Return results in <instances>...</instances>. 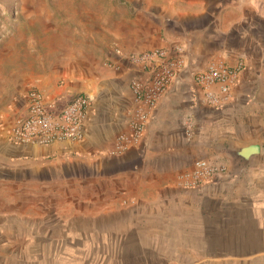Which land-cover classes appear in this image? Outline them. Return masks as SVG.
<instances>
[{
	"label": "crops",
	"instance_id": "1",
	"mask_svg": "<svg viewBox=\"0 0 264 264\" xmlns=\"http://www.w3.org/2000/svg\"><path fill=\"white\" fill-rule=\"evenodd\" d=\"M101 2V18H62V56L49 75L16 62L21 55L0 42V169L62 167L77 179L90 176L97 187H109L107 212L129 220L123 235L153 233L156 243L176 250L208 252V263L264 258V36L247 34L248 22L221 28L205 10L169 12L156 0ZM160 47L181 67L151 109L140 141L119 151L138 106L131 79L142 75L125 55ZM239 61L245 67L228 99L208 104L195 74ZM33 88L62 104L90 94L85 136L12 143L14 121ZM252 145L259 149L252 152ZM197 158L223 164L226 172L215 183L187 188L183 174Z\"/></svg>",
	"mask_w": 264,
	"mask_h": 264
},
{
	"label": "rangeland",
	"instance_id": "2",
	"mask_svg": "<svg viewBox=\"0 0 264 264\" xmlns=\"http://www.w3.org/2000/svg\"><path fill=\"white\" fill-rule=\"evenodd\" d=\"M156 1L166 3L169 12L208 11L227 30L248 22L252 31L247 34L263 39L264 0ZM100 5L101 0H0V42L21 55L16 62L49 75L62 56V18H101ZM91 181L62 173V167H2L0 259L6 264H220L208 263L204 250L156 243L153 233L123 235L129 220L107 212L109 187ZM231 264H264V258Z\"/></svg>",
	"mask_w": 264,
	"mask_h": 264
},
{
	"label": "built area",
	"instance_id": "3",
	"mask_svg": "<svg viewBox=\"0 0 264 264\" xmlns=\"http://www.w3.org/2000/svg\"><path fill=\"white\" fill-rule=\"evenodd\" d=\"M118 52L124 56L121 51ZM125 58L139 66L142 75L131 79V89L138 106L130 120V132L119 137V151L140 141L151 109L157 105L181 67L179 58L171 56L162 47L125 55ZM244 67V62L239 61L234 66L223 64L198 71L195 79L205 88V101L213 106H222ZM91 101L90 94L79 92L62 104L61 99H49L39 89L33 88L28 94L24 112L14 121L10 140L17 145H50L82 139L87 129ZM225 172V165L207 158H197L184 172L183 185L199 189L215 183Z\"/></svg>",
	"mask_w": 264,
	"mask_h": 264
},
{
	"label": "water",
	"instance_id": "4",
	"mask_svg": "<svg viewBox=\"0 0 264 264\" xmlns=\"http://www.w3.org/2000/svg\"><path fill=\"white\" fill-rule=\"evenodd\" d=\"M258 149H259V146L258 145H252L249 150H251L252 152H255Z\"/></svg>",
	"mask_w": 264,
	"mask_h": 264
}]
</instances>
